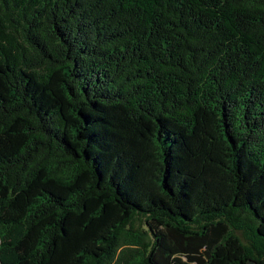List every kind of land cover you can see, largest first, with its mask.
<instances>
[{
	"label": "trees",
	"instance_id": "obj_1",
	"mask_svg": "<svg viewBox=\"0 0 264 264\" xmlns=\"http://www.w3.org/2000/svg\"><path fill=\"white\" fill-rule=\"evenodd\" d=\"M0 264H264V0H0Z\"/></svg>",
	"mask_w": 264,
	"mask_h": 264
}]
</instances>
